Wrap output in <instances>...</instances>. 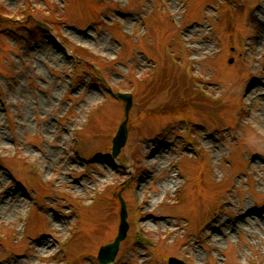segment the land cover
<instances>
[{
  "label": "rangeland",
  "instance_id": "374dc122",
  "mask_svg": "<svg viewBox=\"0 0 264 264\" xmlns=\"http://www.w3.org/2000/svg\"><path fill=\"white\" fill-rule=\"evenodd\" d=\"M118 191L111 264H264V0H0V264H99Z\"/></svg>",
  "mask_w": 264,
  "mask_h": 264
},
{
  "label": "water",
  "instance_id": "95a60500",
  "mask_svg": "<svg viewBox=\"0 0 264 264\" xmlns=\"http://www.w3.org/2000/svg\"><path fill=\"white\" fill-rule=\"evenodd\" d=\"M113 94L117 98H121L125 103V106H124L125 118L120 123L119 128L115 136L112 139V142H113L112 155L116 156L121 146L125 143L126 136H127L126 121H127V115L129 112V108L131 106V95L127 92H120V91L114 92ZM120 201H121L120 222H119L118 232L115 236V239L113 242L109 244L102 245L98 251V258L103 264H106L108 261L114 258L115 253L118 248L119 240L125 236V232L128 226L127 221H126L127 212L125 208V203L121 197H120ZM169 264H185V263H183L181 260L175 257H170Z\"/></svg>",
  "mask_w": 264,
  "mask_h": 264
},
{
  "label": "trees",
  "instance_id": "16d2710c",
  "mask_svg": "<svg viewBox=\"0 0 264 264\" xmlns=\"http://www.w3.org/2000/svg\"><path fill=\"white\" fill-rule=\"evenodd\" d=\"M166 59V60H168L170 63H171V59H170V57L166 54V55H164V57H162V59ZM160 63V62H159ZM172 64V63H171ZM159 66V65H158ZM173 67H174V70L175 69H177V66H175V65H173ZM157 70H158V68H157ZM184 71V70H183ZM157 72V71H156ZM155 72V73H156ZM155 73H154V75H155ZM184 74H186V72L184 71ZM187 75V74H186ZM149 80H147L146 82H148ZM146 82H141V83H146ZM190 87L192 88V85L190 84ZM194 92L197 94V95H194L195 97H197L198 98V96H200L199 98H201V99H207V98H204L199 92H197V91H195L194 90ZM193 92V93H194Z\"/></svg>",
  "mask_w": 264,
  "mask_h": 264
},
{
  "label": "bare ground",
  "instance_id": "6f19581e",
  "mask_svg": "<svg viewBox=\"0 0 264 264\" xmlns=\"http://www.w3.org/2000/svg\"><path fill=\"white\" fill-rule=\"evenodd\" d=\"M216 236V234L214 235V237ZM40 246H43V244L42 245H40ZM45 247V246H44Z\"/></svg>",
  "mask_w": 264,
  "mask_h": 264
}]
</instances>
